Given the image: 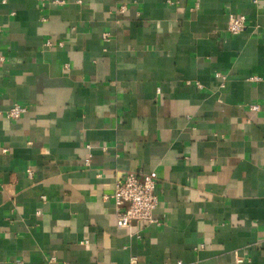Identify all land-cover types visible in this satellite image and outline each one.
Instances as JSON below:
<instances>
[{
    "label": "crops",
    "instance_id": "obj_1",
    "mask_svg": "<svg viewBox=\"0 0 264 264\" xmlns=\"http://www.w3.org/2000/svg\"><path fill=\"white\" fill-rule=\"evenodd\" d=\"M167 1L0 0V264H264V0Z\"/></svg>",
    "mask_w": 264,
    "mask_h": 264
},
{
    "label": "built area",
    "instance_id": "obj_2",
    "mask_svg": "<svg viewBox=\"0 0 264 264\" xmlns=\"http://www.w3.org/2000/svg\"><path fill=\"white\" fill-rule=\"evenodd\" d=\"M177 0H168L167 2L173 4ZM63 3V1H58ZM118 13H122L127 10L126 6L120 4L115 9ZM246 19L242 14L229 13L228 21L226 25V32L231 35H238L245 29ZM1 32V30H0ZM102 38L108 40V34L103 33ZM61 45V43H58ZM46 46H52L53 42L47 40ZM219 78H224L223 74L216 73ZM250 80H260L257 77H251ZM249 109L258 110L259 106L256 104L249 105ZM27 108L20 103H13L8 108L4 116L8 120H17L25 112ZM87 149H90L89 145H86ZM85 166L90 165V155L84 161ZM28 177H32V170L26 169ZM157 183V175L154 171L143 174L141 177L134 172H127L124 176L116 182L114 190L111 195H105V198L110 197L114 203L116 224L118 227H130L133 220L143 221L147 223H157V220L153 217V211L158 205V195L155 191ZM242 259H236L238 263ZM131 264L135 263V259L130 260ZM176 264H181L177 262Z\"/></svg>",
    "mask_w": 264,
    "mask_h": 264
}]
</instances>
